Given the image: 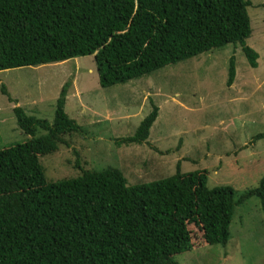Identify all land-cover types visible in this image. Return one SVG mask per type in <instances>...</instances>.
<instances>
[{
  "label": "trees",
  "instance_id": "trees-1",
  "mask_svg": "<svg viewBox=\"0 0 264 264\" xmlns=\"http://www.w3.org/2000/svg\"><path fill=\"white\" fill-rule=\"evenodd\" d=\"M249 5L0 0V70L93 55L99 83L108 86L228 43H239L256 67L258 53L245 43ZM233 77L231 68L228 85ZM68 85L56 99L52 123L13 108L30 138L0 149V264H179L174 257L194 248L189 224L205 243L225 246L237 204L256 195L264 215V176L236 198L231 186L208 189L203 171L182 174L179 162L163 179L131 185L117 168L88 170L78 162L77 176L48 181L40 158L83 129L65 112ZM157 114L153 105L132 136L116 141L142 143ZM39 128L45 134L37 137Z\"/></svg>",
  "mask_w": 264,
  "mask_h": 264
},
{
  "label": "rangeland",
  "instance_id": "rangeland-1",
  "mask_svg": "<svg viewBox=\"0 0 264 264\" xmlns=\"http://www.w3.org/2000/svg\"><path fill=\"white\" fill-rule=\"evenodd\" d=\"M248 1L245 43L258 53L256 67L239 43H228L108 86L99 83L93 55L0 70V149L30 138L14 107L52 123L56 99L69 83L65 112L83 129L40 158L48 181L77 176L78 162L88 170L117 168L131 185L163 179L179 162L182 174L205 172L208 189L231 186L237 198L256 187L264 176V137L255 138L264 132V0ZM153 105L158 114L142 143L116 141L132 136ZM43 134L39 128L35 136ZM188 228L194 248L174 257L179 264H264L256 195L235 207L225 246L209 245L198 227Z\"/></svg>",
  "mask_w": 264,
  "mask_h": 264
},
{
  "label": "clouds",
  "instance_id": "clouds-1",
  "mask_svg": "<svg viewBox=\"0 0 264 264\" xmlns=\"http://www.w3.org/2000/svg\"><path fill=\"white\" fill-rule=\"evenodd\" d=\"M97 72V71H96ZM67 97V96H66Z\"/></svg>",
  "mask_w": 264,
  "mask_h": 264
},
{
  "label": "bare ground",
  "instance_id": "bare-ground-1",
  "mask_svg": "<svg viewBox=\"0 0 264 264\" xmlns=\"http://www.w3.org/2000/svg\"><path fill=\"white\" fill-rule=\"evenodd\" d=\"M175 131V130H174Z\"/></svg>",
  "mask_w": 264,
  "mask_h": 264
}]
</instances>
